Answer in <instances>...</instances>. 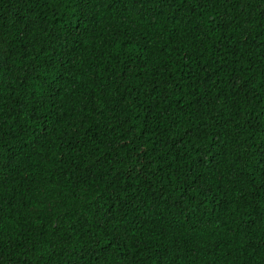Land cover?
I'll use <instances>...</instances> for the list:
<instances>
[{
    "label": "trees",
    "instance_id": "1",
    "mask_svg": "<svg viewBox=\"0 0 264 264\" xmlns=\"http://www.w3.org/2000/svg\"><path fill=\"white\" fill-rule=\"evenodd\" d=\"M0 264H264V0H0Z\"/></svg>",
    "mask_w": 264,
    "mask_h": 264
}]
</instances>
